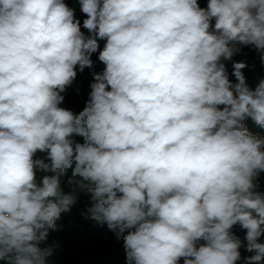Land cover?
Here are the masks:
<instances>
[{
    "label": "clouds",
    "instance_id": "obj_1",
    "mask_svg": "<svg viewBox=\"0 0 264 264\" xmlns=\"http://www.w3.org/2000/svg\"><path fill=\"white\" fill-rule=\"evenodd\" d=\"M79 3L82 25L65 0H0V262L46 264L84 192L127 264H237L242 246L264 264V138L244 123L264 128V79L224 63L239 44L264 64V0ZM97 52L76 114L64 93Z\"/></svg>",
    "mask_w": 264,
    "mask_h": 264
},
{
    "label": "trees",
    "instance_id": "obj_2",
    "mask_svg": "<svg viewBox=\"0 0 264 264\" xmlns=\"http://www.w3.org/2000/svg\"><path fill=\"white\" fill-rule=\"evenodd\" d=\"M201 7H207L208 0H198ZM70 8L75 9L76 17L81 21L86 18L85 14L80 11L79 0L77 3L75 0H70L66 3ZM82 31L87 33L86 29L82 28ZM100 49H103L105 44L104 40H98ZM239 45V44H237ZM246 48L249 51V46L241 45V49ZM251 47V46H250ZM256 54V53H255ZM244 55L239 56V59H243ZM258 54L256 55V59ZM93 66L91 68H85L82 72L77 69V77L70 86L66 93H64L65 99L62 107L72 110L78 114L85 107L88 99V94L91 91L90 84L93 82V73L102 72L104 65L98 60V52L92 55ZM227 61H224V63ZM246 80L249 82L254 79V75H245ZM236 82V81H235ZM79 89V91H77ZM247 126V122H244ZM79 142H83L81 137H76ZM256 183L260 182V178H256ZM65 192H70L71 189L67 184L63 185ZM91 205L90 194L80 192L77 195L75 203L71 206V209L66 214L68 217L63 216L61 219L63 223L69 225L70 229H63V236L61 234L60 239L57 241V247H59V253L67 255L69 262L65 264H127L126 252L123 246V239H117L115 234L108 229L106 223H98L91 219H86L83 213ZM63 215V214H62ZM61 224V223H60ZM59 224V225H60ZM61 226V225H60ZM233 233L239 237V239L246 244L245 235L246 230L242 229L238 224L233 226ZM261 242H264L262 238ZM241 260L237 264H243V258L251 255L242 246L240 248ZM183 261L179 262V264Z\"/></svg>",
    "mask_w": 264,
    "mask_h": 264
},
{
    "label": "rangeland",
    "instance_id": "obj_3",
    "mask_svg": "<svg viewBox=\"0 0 264 264\" xmlns=\"http://www.w3.org/2000/svg\"><path fill=\"white\" fill-rule=\"evenodd\" d=\"M70 0H65V3L69 2ZM78 0H75L77 3ZM236 47L239 49V51L232 57L231 60L225 62L227 71L229 73L230 79L235 83V77L231 75L232 73V64L234 61H246L247 67H245L242 71L244 75H254V79L250 80L249 82L246 80V83L249 88L255 89L257 84L260 80L264 79V64H261L258 59H256V55L258 54L252 46H249V51L246 48L241 49V45H236ZM256 53V54H255ZM244 55L243 59H239V56ZM247 122V129L249 132L253 135L259 136L261 138H264V128H261L257 126L253 121L246 120ZM45 153L37 152L36 156L38 158L44 157ZM43 173H38L37 179L39 180L42 178ZM256 178H260V182L257 183L259 185V191L264 192V171L258 172L256 175ZM69 214L64 213L63 220L65 217H68ZM63 220L60 219L56 222L57 228L56 230H49V235L47 238V241L42 245V247H51L52 248V254L47 258L46 264H65V262H69V259L67 258L66 252L65 254L59 253V247H57V241L60 239V236L62 234L63 236V229H68L70 226L63 223ZM61 223V224H60ZM61 226H60V225ZM70 229V228H69ZM0 264H4V262H0Z\"/></svg>",
    "mask_w": 264,
    "mask_h": 264
},
{
    "label": "built area",
    "instance_id": "obj_4",
    "mask_svg": "<svg viewBox=\"0 0 264 264\" xmlns=\"http://www.w3.org/2000/svg\"><path fill=\"white\" fill-rule=\"evenodd\" d=\"M180 264H183V261Z\"/></svg>",
    "mask_w": 264,
    "mask_h": 264
}]
</instances>
